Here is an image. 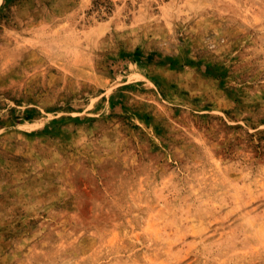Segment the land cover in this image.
<instances>
[{"label":"rangeland","instance_id":"1","mask_svg":"<svg viewBox=\"0 0 264 264\" xmlns=\"http://www.w3.org/2000/svg\"><path fill=\"white\" fill-rule=\"evenodd\" d=\"M0 264H264V0H0Z\"/></svg>","mask_w":264,"mask_h":264}]
</instances>
